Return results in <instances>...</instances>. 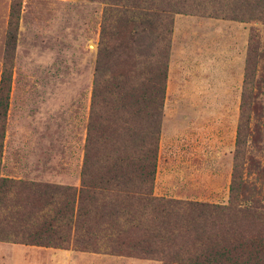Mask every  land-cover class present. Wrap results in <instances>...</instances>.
I'll return each instance as SVG.
<instances>
[{"label":"trees","instance_id":"16d2710c","mask_svg":"<svg viewBox=\"0 0 264 264\" xmlns=\"http://www.w3.org/2000/svg\"><path fill=\"white\" fill-rule=\"evenodd\" d=\"M20 1L11 5L0 77V164ZM176 13L264 23V0H104L80 184L0 173V242L162 264H264V166L249 151L264 127L256 31L246 50L227 202L153 194Z\"/></svg>","mask_w":264,"mask_h":264},{"label":"rangeland","instance_id":"374dc122","mask_svg":"<svg viewBox=\"0 0 264 264\" xmlns=\"http://www.w3.org/2000/svg\"><path fill=\"white\" fill-rule=\"evenodd\" d=\"M14 2L0 0V77ZM20 3L0 173L78 187L104 0ZM251 31L264 74V23L174 14L154 195L227 202ZM249 151L264 166V127ZM0 264L162 262L0 242Z\"/></svg>","mask_w":264,"mask_h":264},{"label":"crops","instance_id":"0c3cea01","mask_svg":"<svg viewBox=\"0 0 264 264\" xmlns=\"http://www.w3.org/2000/svg\"><path fill=\"white\" fill-rule=\"evenodd\" d=\"M2 175V174H1ZM2 176H4V175H2ZM75 253H82V252H75Z\"/></svg>","mask_w":264,"mask_h":264}]
</instances>
